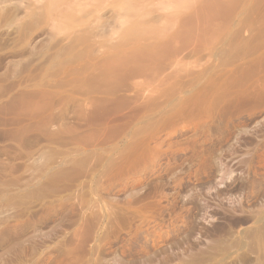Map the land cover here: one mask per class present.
<instances>
[{"label": "rangeland", "instance_id": "374dc122", "mask_svg": "<svg viewBox=\"0 0 264 264\" xmlns=\"http://www.w3.org/2000/svg\"><path fill=\"white\" fill-rule=\"evenodd\" d=\"M67 1L0 0V264H264V0L202 21L147 92L76 72L106 53Z\"/></svg>", "mask_w": 264, "mask_h": 264}, {"label": "bare ground", "instance_id": "6f19581e", "mask_svg": "<svg viewBox=\"0 0 264 264\" xmlns=\"http://www.w3.org/2000/svg\"><path fill=\"white\" fill-rule=\"evenodd\" d=\"M70 1L73 2L72 0ZM70 1H67L68 4ZM93 1L94 3H82L76 5L75 9L78 12H83V16H78L81 23L73 27L86 26L85 30L81 32V34L88 32V35H90L88 38L90 41H87V43H90L89 45L87 44V56H90L91 51H98L102 54L106 53V57H100L97 55L95 58H89L83 62L84 64L80 67L78 66L79 68H76V72L79 74L86 73L85 75H87V72L95 73L96 71H99L101 74L104 73L107 75V78L110 77L113 79L112 77H114L122 81L123 85H127V90L145 92L161 89L164 78L173 79V77L179 73L178 65L181 62V55L190 49L194 39V34H196V29L199 28L202 21H209L210 23L221 19L226 22L230 21L236 17V10L239 9L238 7L240 5L234 0H227L229 2L226 3L225 1L226 4L219 0H212L210 2L205 1L202 4L200 2V4L196 7L191 2H188L183 6L180 5L172 12H166L160 15V18L153 22L151 18H149L150 13L148 10H144V8L141 7L146 3L149 4V6L151 5V2H148L147 0ZM176 1L181 0H166L167 3H174ZM63 3L61 2L62 6L65 4ZM110 4H113L112 17H114L116 21L113 27V22L111 23V21H107L108 17H104V15L100 13L103 12ZM69 6L66 5L68 8ZM73 9L74 8H72L71 11H73ZM84 12H90V15H85ZM211 26L209 24L206 27ZM99 31H105V34H98ZM120 31L122 32L119 41L121 47L116 48V46H112L110 48L112 51H104L103 49L106 48L107 42L112 39L114 35H119ZM203 31L207 32L209 29L207 31L204 29ZM74 33L76 34V32ZM75 34H72L73 37L71 35V39L75 38ZM79 37L81 38V36H78V38ZM87 37L88 36L85 37L86 39L84 37L81 39L84 38V41H86ZM128 37H132L133 39L131 40ZM74 40H76V38ZM79 41L80 40H78L77 43H79ZM84 41L82 44H84ZM72 42L75 43L74 41ZM121 48L123 50L117 51ZM82 50H84V48ZM114 50H116V52H114ZM83 52L81 53L83 54ZM183 69L186 73L188 72L186 65H183ZM72 70L74 69L66 68L65 75L69 74ZM138 80H143L148 86L140 88L141 82ZM170 88L175 89L173 83ZM121 102L122 101H119V103ZM111 106H113V104ZM262 233L264 234V231ZM258 238H261V236Z\"/></svg>", "mask_w": 264, "mask_h": 264}]
</instances>
